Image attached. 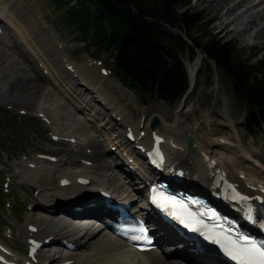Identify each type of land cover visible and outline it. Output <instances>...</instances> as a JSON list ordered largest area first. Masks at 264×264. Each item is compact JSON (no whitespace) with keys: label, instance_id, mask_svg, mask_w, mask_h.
I'll return each mask as SVG.
<instances>
[{"label":"bare ground","instance_id":"1","mask_svg":"<svg viewBox=\"0 0 264 264\" xmlns=\"http://www.w3.org/2000/svg\"><path fill=\"white\" fill-rule=\"evenodd\" d=\"M205 1L207 0H195V6L197 7ZM238 1L233 9L226 8L222 14L232 15L237 11H243L242 13L245 14L250 10L258 8L260 5L264 7V0L250 4L248 9H244V6L248 4L249 0ZM240 6L243 9H237L235 11V8ZM217 8L215 11H217ZM6 12L7 14H4ZM11 15L6 9L0 8V29L3 32L0 34V47L6 53L4 54L0 51V60L7 56L3 61L6 62L9 58L7 64H12L11 66L2 68L1 75H8L10 77L5 81L9 91H18L24 95L14 100L9 98L7 90H4L3 93H0V102L6 104L7 107L10 106V108L15 105L22 106L18 107L20 113L32 115L45 121L49 126L52 140L63 147V150L57 153V156L61 155V157L55 158L52 164H45V161L42 159L46 157L40 156H33L31 159L20 163V170L17 174L21 178L25 181H28L30 178V180H34L33 182L35 184H40L38 182L40 176L43 177L45 175L50 187L46 190L47 192L42 190L37 192L39 197L44 201L43 206L51 210L49 212L51 219L46 220L43 226L32 224L26 226L24 236L27 249L28 251L31 250L33 243H44L47 240L53 241L51 246H46L47 248H44L42 252L36 249V252L31 256L26 255V257H23L24 261L27 260L31 264H88L94 262L99 257H103L102 260L108 259L110 255L107 254L110 251L117 252L122 250L111 239L105 236V234L100 236L103 229L95 226V223L91 222V218L86 215L100 213L101 210H105L102 205H106L112 201L111 197H120V194L117 193L118 190L127 196L129 195L132 201H137L136 197H138V202H140L143 188L150 183L149 180L146 181V177L159 175L160 173L164 174L165 171L157 172L154 168L144 165L141 155L143 147L138 140L139 136H137L140 130L146 136L149 135L145 139L143 138L142 141L148 138L150 141H153L154 137L159 139L162 144L161 146L165 149L166 160L176 167L175 169L177 170L175 172L179 171L180 173V182H178L180 186H189L191 189L207 191L208 193L215 192L214 197H216V200L214 202L223 210L231 213L233 217H237L239 213L244 212L245 208L243 203L237 201V199L233 200L235 196L230 191H238L241 193V197L246 198L245 201L248 204L250 201L259 202V199L264 193V177H259L252 171L238 168L237 165L233 164L231 162L233 158H229L228 151L226 150L228 146L226 144L227 142L214 141L212 139L208 140L209 144H205L202 139H200V142L196 137L194 129L190 125H186L176 113L170 120V127L162 119L163 117L158 111L159 114L157 113V116L160 120L159 127L162 126V131H159L158 127L154 130L150 129V124L148 123L151 121L147 120L144 116L148 108H138L140 114L139 119L136 122L134 120L132 121V118L125 110L120 99L133 101L134 96L131 92L124 89L115 81L116 83L114 82L109 85L116 88L117 95L112 93V90H108L110 92L108 93L102 85L103 83H99L98 80H109L110 78L100 77L95 71L94 66H92L90 59L81 64L71 61L63 53V45L59 41H55L54 36L46 40L49 46L44 44L42 30L45 27L41 19H38V29L35 26L28 28L23 26L24 24L21 25ZM233 19L234 16L233 18L227 19V22L223 25H219L221 28L220 31L227 30L226 34H232L233 30L230 28V25ZM14 35L18 37L19 43L15 41ZM19 45L23 46L24 49L20 48ZM13 57H16V60ZM200 57L201 55H198L194 67L185 66L191 82L195 80L196 69L200 66L201 62ZM54 59L57 61L53 62ZM35 62L45 71V75L36 69ZM82 64L85 66L79 67ZM23 65L28 66V68L21 69L20 66ZM16 66L20 70L13 72L14 70L12 68ZM32 73L41 78L39 80L33 79L30 76ZM10 75L15 76L11 83L9 82L13 76ZM41 83H44V86L53 88L55 94H52L50 88L43 87ZM8 84H12L13 86H8ZM2 85L4 84L2 83ZM61 86L67 89L63 91ZM3 89L1 88V91ZM68 89L73 95L72 93L70 94ZM43 91L48 95L47 100H53L54 96H56L54 98L55 104H53L55 106V114L47 111L50 117L54 116L52 117L53 121L47 114L40 111L44 110V107L41 102H37V99L43 94ZM111 94H114L119 100L116 97L110 96ZM185 95L183 97L186 99ZM69 96L72 100L68 98ZM118 101L120 102L119 106ZM68 106H71V108ZM31 108L33 109L28 110ZM74 112L79 113L78 116L83 118L82 121L92 124L91 129L95 131L94 133L92 132V136L90 135L87 138H85L86 136L81 137L80 134H77L76 131L71 129L72 124H69V117ZM57 116L60 118L55 123L54 120H56ZM79 117L78 120H81ZM205 118V122L208 125V116H205ZM78 120L76 118L72 122H79ZM93 120L99 122L94 124ZM60 122H64V125L67 122L66 131H60L63 128L58 125ZM85 123L84 126H86ZM139 128L140 130H138ZM183 131H187L194 140L195 148L191 152L186 150V139L183 135H178V133H183ZM64 132H67V134ZM172 132L176 134L174 133L175 135H172ZM216 147L220 150L221 156L212 153V150ZM236 148L243 156L249 157L245 148L240 143L237 144ZM106 157L112 158L113 165L108 161L105 162L104 159ZM77 164H82L80 166L82 169H77L79 168L77 167L78 172H71V170H74L73 166ZM66 168L68 169L64 170ZM88 172H104V175L108 177V181L105 180V177L100 179L98 176L93 177L87 175ZM214 177L215 180L213 181ZM79 179H84L87 183L80 185L78 183ZM62 181H66V185H62ZM127 183L130 187L126 186ZM226 183L230 184L233 189L229 188ZM107 184H111L114 189L109 188ZM222 190H224V193H221ZM45 192L49 194L53 192L60 194L56 196H45ZM104 194H108L109 198L105 199ZM229 206L233 208L230 209ZM72 207H79V210L77 211ZM107 213L109 215L113 214L109 211ZM28 220L31 219L28 218ZM29 226H33L32 231H30ZM153 229L160 235L159 239L162 240L161 243L166 246V240H163L164 238L161 237L162 227H158L155 224ZM169 236L168 238H171ZM60 241H64L66 246H75L76 249L74 251L69 250ZM1 246H3V243L0 242V254L5 261H1L0 264L18 262V259L12 255L11 249L6 246L4 249ZM50 247L57 249L50 252L48 250ZM81 250H90V254L86 255V253L84 255L83 252L79 254L78 251ZM94 250L96 252H93ZM145 256L154 260L151 254H145ZM166 257H171V259L180 258L182 254L170 252ZM124 263L127 264V261ZM128 263L130 264L131 262L129 261ZM134 264H142V262L137 260ZM156 264L160 263L156 262Z\"/></svg>","mask_w":264,"mask_h":264},{"label":"rangeland","instance_id":"2","mask_svg":"<svg viewBox=\"0 0 264 264\" xmlns=\"http://www.w3.org/2000/svg\"><path fill=\"white\" fill-rule=\"evenodd\" d=\"M214 1L207 0L196 7L195 0H187V2L184 3L185 7L177 8L176 11L178 14L182 11H186L189 14L200 16L203 21L202 23L206 22L208 24L205 28L201 27L197 29L196 27L188 34H190L197 41L201 40L203 36H216V38L222 40L223 43L229 42L235 47L236 50L243 52V57L251 58L252 56L256 55V58L250 60V64H253V62L256 60H264L263 5H260L262 8L259 6L258 8L250 10L245 14L242 13L243 11H237L238 13L236 12L232 15H224L222 13L225 12L226 8L233 9L236 3L239 1ZM258 1L259 0H249L248 4L244 6V9H248L250 4L257 3ZM197 2L200 3L199 1ZM65 5V2L61 0H0V8L6 9L10 15L12 14L11 16L14 17L16 21L20 22L21 25L24 24L23 26L25 27L32 28L35 26L38 29V19H41V22L44 23L43 26L45 27L42 30V35L44 36L42 39L44 40V44L49 46L46 40L49 39V37L54 36L55 41H59L60 44L63 45V53L66 54V56H68L71 61L81 64L82 62L90 59L92 66H94L95 71L100 75V77L110 78L109 80L99 79V83H103L102 85L105 87L108 93H110L108 90H112V93L117 95L116 88L109 85L115 81L118 82L113 76L110 75L109 72V63L111 58L102 52H95V54L92 53L94 48L87 46L86 43H84V36L80 34L75 27L69 24L65 18ZM216 8L217 11H215ZM237 9L241 10L243 8L241 6L236 7L235 11ZM4 14H7V12ZM233 16L234 19L230 25L233 33L226 34L227 30L223 32L220 31L221 28L219 25H223L225 22H227V19L231 17L233 18ZM199 31H201V33ZM174 34H178V32L175 31ZM181 37L186 40L185 35H182ZM14 39H16L15 41L17 43L20 42L16 35H14ZM19 46L20 48L24 49L23 46ZM0 51H2L1 47ZM2 53L6 54L4 50ZM198 55H201L200 66L196 69L197 73L195 80L193 81V88L186 96L182 107L179 103L169 106L157 100L150 101L148 105H142L138 97L133 92L128 90L134 96V100L131 101L129 99L120 98L125 110L129 113L132 121L134 120V122L138 121L140 116L138 108H148L145 111L144 116L149 121L151 120L152 116H157L159 111L163 117L162 119H164L168 125H170V120L176 113L186 125H190L194 129L198 140L202 139L205 144H209V139L227 142L226 144H228V146L226 147V150L228 151L229 158H233L231 160L233 164L237 165L238 168L252 171L259 177H264V129L260 132V134H256L254 136L248 135L245 132L244 127L245 109L235 100V94L233 93L231 82L223 76L221 71L217 69L212 62L207 61L197 49L193 50L192 56L189 54L186 48L181 49L180 51L181 60L186 67H194V63L198 58ZM6 58L7 56L0 60V75L2 68L12 65L11 63L7 64L9 58L8 61H3ZM14 60H16V57ZM55 61L57 60L54 59L53 62ZM35 66L36 69L41 72V74L45 75V71L42 70L41 66H39L37 62H35ZM83 66L85 65L82 64L79 67ZM20 68L27 69L28 66L23 65L20 66ZM12 70H14L13 72H16L20 69L18 66H16L15 68L13 67ZM10 76H13V78H11L9 83H11L15 78L14 75ZM30 76L36 80L41 78L34 73H32ZM46 77L49 78L48 76ZM8 78H10L8 75L0 76V93H3L4 90H7L8 97L17 100L24 94H20L21 92L14 90L9 91L5 82ZM2 83L4 85H2ZM41 85L43 87L46 86H44V83H41ZM8 86L13 85L8 84ZM61 87L63 88V91L67 89L64 86ZM1 88H4L3 91H1ZM49 88L52 90V94H55V90L51 87H48V89ZM71 93L72 92L70 91V94ZM114 94H111L110 96L116 97ZM65 95L68 96L67 93H65ZM55 97L56 96H54V98ZM46 98H48V95L43 91V94L37 99V102H41L44 107V110L40 111L44 114H47V111L55 114V106H53V104H55L54 98L53 100H47ZM68 98H70V96ZM64 101L63 103H65ZM119 105L120 102L118 101V106ZM18 107L22 106L15 105L14 107L10 108V106L7 107L6 104H2L0 102V242L3 243V246L1 247L4 249L8 247L12 250V255L16 259L23 260V257H26L27 253L26 239L24 236L26 226L28 224L43 226L46 220L51 219V216L49 215V211L51 210L43 206L44 201L39 197L38 194L40 190L46 191L50 188L46 176H40V179L38 180L40 184H35L33 182L34 180H30V178L28 181H25L17 174V172L20 170V163L26 161L27 159H31L33 156H40L46 157L45 159H42L45 161V164H52L55 158L61 157V155L57 156V153L58 151L63 150V147L52 140L49 126L45 121L32 115L20 113V110L18 111ZM68 107L71 108V106ZM32 109L33 108L28 110ZM47 115L53 121L52 117L54 116L50 117L49 114ZM78 115L79 113L75 112L72 113V115L70 114L69 124H72L71 129L76 131L77 134H80L81 137L86 136L85 138H87L90 135L92 136V132H95L91 129L92 124L89 123V125L88 123H85L82 121L83 118L79 117ZM205 116H208V125L205 122ZM78 117L81 118V120H78ZM59 118L60 117L57 116L54 122L56 123ZM76 118L80 123L77 121H74L75 123L72 122L73 119ZM93 122L95 124L99 121L93 120ZM66 123L67 122H65L66 126L64 125V122H60L58 124L59 126L63 127L60 129L61 132H63L62 130L66 131L68 125ZM84 123L87 127L84 126ZM166 124L165 126H167ZM160 127L158 126L159 131H162V126ZM140 128L138 130H140ZM174 133L175 132H172L171 134L175 135L176 133ZM65 134H67V132ZM178 135L181 136L182 132L180 134L178 133ZM137 136H139L138 140L140 143L149 141V138L145 141H142L143 138L145 139L149 135L146 136L141 130ZM238 143H240V145L245 148L249 155L248 158L243 156L236 148ZM212 153L221 156L218 147L214 148ZM142 158L144 164L148 165L146 154L142 155ZM104 160L105 162H109L111 159L106 157ZM80 166H82V164L73 166L74 170H71V172H75L77 169H82ZM67 169L68 168L64 170ZM87 175H91L93 177L98 176L100 179L105 177V180L108 181V177L104 175V172H88ZM107 185L112 190L114 189L111 184ZM187 189L194 191V189H191L190 187ZM46 192L45 196H56L57 194H60L54 192L49 194ZM28 218L31 220H28ZM104 234L105 231H102L100 236H103ZM55 249L57 248H50L48 250L53 252ZM80 252H83L84 255L86 253V255L90 254V250L78 251L79 254H81ZM93 252H96V250ZM108 253L109 254L107 255H110L108 256V259L102 260L103 257H99L98 259L94 260V262H90L88 264H121V262L124 263L125 261H127V264H129V261L134 264L137 262V260H142L146 263L150 262V264L152 263V260L149 259V257H136L125 250H119L117 252L110 251Z\"/></svg>","mask_w":264,"mask_h":264},{"label":"trees","instance_id":"3","mask_svg":"<svg viewBox=\"0 0 264 264\" xmlns=\"http://www.w3.org/2000/svg\"><path fill=\"white\" fill-rule=\"evenodd\" d=\"M61 1L68 23L94 48L93 54L111 58V76L143 105L160 100L172 106L183 98L189 79L180 51L186 48L192 56L197 49L231 82L235 100L245 109V132L254 136L264 129V60L250 64L256 55L243 57L216 36L193 38L190 31L208 24L186 11L177 13L187 0Z\"/></svg>","mask_w":264,"mask_h":264},{"label":"snow or ice","instance_id":"4","mask_svg":"<svg viewBox=\"0 0 264 264\" xmlns=\"http://www.w3.org/2000/svg\"><path fill=\"white\" fill-rule=\"evenodd\" d=\"M153 202L160 203L162 207L175 206L178 203L168 200L166 197L158 198L156 196L153 197ZM180 207L185 208L184 205H180ZM173 215H176V213H173ZM247 218L249 221H254L250 207L248 208ZM181 223L192 231L204 229L205 231L202 234L205 235V238L218 245L225 255L235 261V264H264V245L257 244L252 239L240 235L234 236L231 230L225 229L221 225L209 228L203 221L197 219L194 214L187 212L186 208L182 214ZM261 227H264V224Z\"/></svg>","mask_w":264,"mask_h":264},{"label":"water","instance_id":"5","mask_svg":"<svg viewBox=\"0 0 264 264\" xmlns=\"http://www.w3.org/2000/svg\"><path fill=\"white\" fill-rule=\"evenodd\" d=\"M193 83H194L193 81L192 82L190 81V88L187 91L185 96H187L188 93L191 92V90L193 88ZM184 101H185V97H183L181 102H180V106L181 107L183 106ZM159 125H160V120L158 119V117L157 116H152V119H151V122H150V129L154 130ZM182 134H183L184 138L186 139V150L188 152L193 151L194 148H195V144H194L192 136L187 131H183Z\"/></svg>","mask_w":264,"mask_h":264}]
</instances>
